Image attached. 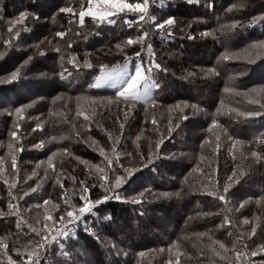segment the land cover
<instances>
[{
  "label": "trees",
  "instance_id": "1",
  "mask_svg": "<svg viewBox=\"0 0 264 264\" xmlns=\"http://www.w3.org/2000/svg\"><path fill=\"white\" fill-rule=\"evenodd\" d=\"M246 1L242 7L241 0H211L212 7H208L207 0L192 4L186 0H150L147 14L119 12L109 17L116 20L109 25L91 16L85 18L84 24L79 23L75 12L93 6L90 0H0V52L4 53L0 58V78L17 67L22 76L15 82L0 84V240L7 245L0 250V264H9L7 256L17 264H31L28 254L37 251L33 242L44 238V224H48L49 237L59 227L63 201L81 204L80 195H74L75 190H80L79 181L93 185L88 193L92 200L104 195L96 179L101 173L94 166L107 167L100 150L113 158L110 136L119 137L115 146L121 153L120 164L138 168L118 190L124 200L144 188L149 191L141 204L110 199L95 207L97 214L90 217L95 218L90 226L100 239L80 227L78 240L66 244L69 252L72 247L82 249L80 264H177V260L179 264H264V252L247 254L264 245V162L258 163L250 155L255 151L264 156V115L246 117L234 111L260 110L259 105L240 93L250 85L264 84V56L254 62H248V56L223 59L225 52L238 56L244 54L245 47L264 40V22L251 23L252 17L264 15V0ZM62 7H71L73 12H59ZM230 7L233 9L226 13ZM24 10L39 18L28 16L21 23H9ZM141 15L143 21L139 19ZM169 17L175 18L170 31L167 26L155 27ZM127 21L133 22L132 27ZM145 31L149 35L143 44L117 50L116 45L128 36ZM59 32L65 35H56ZM205 32L209 34L202 35ZM6 40L9 43L5 44ZM54 47L59 49L58 62L73 52L79 59L85 53L104 58L101 64L108 67L123 64L126 57L132 58L133 68L134 63L142 62L153 69L146 75L159 84L151 98L156 103L152 104L151 99L148 103L131 99L123 103V98L115 97L117 88H89L99 75L100 62L93 63L91 69L61 65L58 70L56 61L50 58ZM136 52L141 60L135 59ZM29 56L32 59L24 65ZM154 64L161 68L155 69ZM207 68L214 69L210 78L204 77ZM34 72L45 76L35 77ZM48 79L47 87L44 84ZM39 83L46 89L41 91L36 86ZM225 88L233 91L225 92ZM60 94V99H54ZM106 95L116 98L110 106L96 110L100 106L89 104L88 96ZM185 101L188 107H184ZM177 103L183 111H170L169 106ZM192 104L197 105L196 110ZM24 105L31 106L20 114L14 112ZM78 111L86 112L87 119L77 115ZM183 116L189 118L185 120ZM214 118L219 123L210 129ZM83 125L87 129L82 132ZM12 131L17 132L15 137ZM89 137L94 138L93 143L87 141ZM41 142L42 148L36 147ZM149 149L155 158L140 167L146 164ZM53 152L57 155L49 165L47 159ZM124 152L131 156H124ZM234 170L239 182L224 193L223 187ZM117 174L124 175L123 169L118 168ZM108 175L111 178V173ZM56 177H60L59 181ZM162 192L170 195L162 197ZM219 195H225L226 200H219ZM45 200H49L48 205ZM153 201L158 202L151 207ZM151 211L167 216L166 228L148 219ZM109 215L111 218L105 220ZM254 224L255 235H248ZM105 240L110 242L107 246ZM59 241L46 246L49 255L40 249L33 259L39 258V264H63L66 258L59 254ZM125 247L129 248L126 252ZM238 252L244 255L238 257ZM220 253L221 257L216 255Z\"/></svg>",
  "mask_w": 264,
  "mask_h": 264
},
{
  "label": "snow or ice",
  "instance_id": "2",
  "mask_svg": "<svg viewBox=\"0 0 264 264\" xmlns=\"http://www.w3.org/2000/svg\"><path fill=\"white\" fill-rule=\"evenodd\" d=\"M187 3L192 4V3H198L199 0H186ZM90 3L93 5H96V7L89 6L87 7L86 11H80L79 12V23L84 24V18L86 16H91L93 18H97V22H105L109 25L115 24L116 20L109 18L112 15L111 11L104 10V7L108 9H114L116 12H124L126 9L129 11L133 12H139V13H144L147 14L148 12V0H144V3H128L126 0H90ZM103 5L104 7H101ZM208 7H212V2L211 0H207V5ZM241 6H243V0H241ZM234 7V6H233ZM231 10V7L230 9ZM59 12H64V13H72L73 8L71 7H62L58 10ZM3 13V7L0 5V15ZM28 16H33L34 18L38 19L39 17L36 16L35 13H30L27 10L19 12V15L13 20L10 21V24H18L23 22ZM141 21L144 19V15H141L139 17ZM152 20H155V17H151ZM257 22H264V15H258L255 17L251 18V23L255 24ZM128 26L132 27L133 22L127 21ZM175 24V18L174 17H169L166 20H163L160 23H156L155 27L157 29H164L165 26L168 27L169 31L171 27ZM138 28H142V25H138ZM11 33V28L9 29ZM209 33L205 32L202 33V35H208ZM15 35L18 37L20 35L19 31L15 33ZM56 35L63 37L65 35L64 32H59ZM149 33L148 32H143L142 35H137L135 37L133 36H128L125 41L122 43H118L116 45L117 50L123 51L124 47L126 46H131L133 44H143L144 40L146 37H148ZM191 38V37H190ZM9 43L7 40L5 41V44ZM36 48H40V45L37 44ZM249 48L252 49V54H250L248 62H254L258 57L264 56V40L254 42L253 44L249 45ZM149 49L151 50V46H149ZM56 51H59V49H56ZM42 54V53H41ZM4 53L0 52V58H2ZM135 59L136 60H141V55L139 52L134 53ZM238 56L235 55H230L227 52L223 54V59L224 60H231V59H236ZM32 59L31 56L28 57L27 60L24 61V65H27L29 61ZM61 63H63V58L61 59ZM72 63L75 65L76 68H80L81 65L76 62V60L73 58ZM132 63V58L131 57H126L124 60L123 64H116L112 67H108L105 64H100L98 67L100 69L99 75L95 76L94 78V83H91L88 85L89 88H101L105 85L110 86L111 88H117L119 87V91L117 93V98H123L122 102L127 103L129 99L136 101V100H143L146 103L150 101V98L152 97V92L150 91L151 87H159V84H157L154 81H151V76L146 75V72H151L153 69L152 68H146L142 63H134V72L130 70V64ZM23 67V65L21 66ZM84 67L85 68H93V64L85 59L84 61ZM153 67L155 69H160L161 65L160 64H154ZM166 71V69H164ZM214 71V69L210 70ZM45 75V74H41ZM62 78L64 77V73L61 72L59 74ZM191 75V73L189 74ZM21 68L17 67L15 70L11 71L10 74H7L3 78H0V84L2 83H12L15 82L19 79H21ZM143 81V88H139L138 85ZM233 90L230 88H225V92H232ZM253 94L258 95L260 98H253ZM240 95L247 96L250 100V103L259 105L260 110L257 111H247L240 113L239 109H236L237 113L242 116L246 117H255L259 115H264V103H261V99H264V85H259V86H254L252 88L247 89L245 92L240 93ZM63 96V94L58 95L54 99H60ZM89 99H95L99 101H104V102H111L112 97H98V98H89ZM152 104H155L156 101L155 99H151L150 101ZM35 103V101H33ZM184 107H188L187 102H182ZM223 101H221V104ZM31 105H24L22 107H17L14 109V112L16 114H20L23 109L30 107ZM193 110L197 109V105L192 104L191 105ZM173 108H179L180 111H183V108L180 107V103H177L176 105H170L169 110L171 111ZM220 109H217V112H219ZM92 114H95V109H92ZM77 115L79 116H85L87 119L88 114L84 111H78ZM128 113L125 112L124 114V120H127ZM188 116H183L182 119H188ZM153 123L155 124L156 121L153 119ZM219 121L216 120L215 118L212 119L211 121V127H214L218 125ZM178 126V125H177ZM14 127L18 128L19 124H15ZM37 127H40L38 124ZM123 123H121L120 128L123 130ZM172 127H169V135H171L172 132ZM11 135L15 137L17 135L16 131H12ZM79 135V133H77ZM264 135V134H262ZM110 139L113 140V146H112V157L109 158L108 156L105 155L103 150H100V155L104 156V161L106 163V168H101L99 165H95L94 167L97 169L99 173H101L100 176H97V183L100 188L104 189V195L100 198L95 199L94 201L90 198L88 195L90 188L93 187V185H85L84 181H79L80 184V190L79 194L81 196V199L83 200V203L81 206H79L78 210L76 208V205L71 204L69 200H64V215L62 217H59V222H60V227H58L55 231V235L53 236H47L45 235L42 240L39 241H34L33 243L35 244V249L37 251H33L32 253L28 254V260L31 261V264H39V258L33 259L34 256L38 257V250L40 249H45V254L49 255L47 253L46 246L50 244L52 241H57L60 239L59 243V249L60 252L59 254L62 257H65L66 259L63 260V264H80V259L79 257L83 255V251L80 248L72 247L71 252L66 250V244H69L70 240H78L77 236V229L80 227H83V230L88 232L89 234L93 235L94 238L99 240L100 238L96 235V232L93 231L91 228L90 224L86 221V214H94V208L100 204H103L107 202L108 200H119L122 202H129L131 201L132 203L135 204H141L143 201L141 198L144 197L145 193L149 191L148 188H144L142 191L136 193L135 196L128 197L127 200H124L123 195L119 189L122 188V185L126 182V180L133 174L135 173L138 168H129V167H124V165L120 164V156L121 153L116 150V142L118 141L119 137H111ZM220 139L219 135H216V141L218 142ZM136 140H140V136L136 137ZM163 140L160 141L162 143ZM241 143L240 141H236V144ZM261 143H264V141H261ZM43 142H41V145H37L36 147H42ZM160 144L158 143L156 145V148L159 149ZM217 147H219V144L217 143ZM64 151H67L65 149ZM57 155L56 152H53L51 156L48 157L47 163L49 165L52 164L53 157ZM124 156H131V153L124 152ZM250 155L255 158L256 162H264V156L260 155L259 153L253 151L250 153ZM155 158L154 153L149 149L148 153V160L146 164H141L140 167H144L148 164H151L153 162V159ZM79 160L80 158L77 157ZM13 160H15V156H13ZM140 160H144L143 154H140ZM43 163V162H41ZM85 164H87V161H84ZM115 164V166H113ZM39 167V165H37ZM122 168L124 175H118L117 174V169ZM197 171L199 170V167L196 169ZM108 173H111V178L109 177ZM33 175H36V173H33ZM47 175V172L45 173ZM90 175H95V173H90ZM56 179L59 181L60 177H56ZM73 182L76 181L75 177H70ZM209 179H211V175H209ZM105 182H107V187L105 185ZM239 182V176L237 175V171H233V175L228 178V183H226L223 187V192L227 193L229 188L232 186L233 183H238ZM40 185H37V188H39ZM32 191H36V189H32ZM110 193V194H109ZM28 193H25L27 195ZM162 197H167L170 195L168 192H162L159 194ZM178 195V193H177ZM212 195H216L215 192L212 193ZM219 200L225 201L226 197L225 195H219ZM261 200H264V196L261 197ZM45 205L49 204V200L44 201ZM243 206V202L241 204ZM71 209V210H69ZM47 210V209H46ZM109 216H105L104 219L108 220L110 219ZM48 220H51L52 218L49 216L47 217ZM84 220L85 222L81 225L79 222ZM230 223V221H228ZM245 223H248L247 220L244 221ZM44 228H48V224H44ZM33 232L36 231L35 228L32 229ZM256 232V225L254 224L251 228V232L248 235H255ZM103 243L107 246L110 242L109 241H103ZM113 248H115V245H112ZM7 245H0V250L6 249ZM19 252V249H17ZM264 252V245H258L255 251H251L247 254L249 255H255L256 252ZM117 254L119 255V251H117ZM140 255H143L141 253ZM238 257L244 255L243 253H237L236 254ZM7 260L9 261V264H17L15 260L11 256H7ZM169 264H171V261H169ZM177 264H179V261L177 260Z\"/></svg>",
  "mask_w": 264,
  "mask_h": 264
},
{
  "label": "rangeland",
  "instance_id": "3",
  "mask_svg": "<svg viewBox=\"0 0 264 264\" xmlns=\"http://www.w3.org/2000/svg\"><path fill=\"white\" fill-rule=\"evenodd\" d=\"M126 2H128V3H130V0L128 1V0H126ZM245 2H248V1H246L245 0ZM131 3H144V0H142L141 2H139V1H132ZM150 4V0H148V5ZM151 5V4H150ZM241 6V5H240ZM92 7H96V5H93ZM101 7H104L103 5H101ZM243 7V6H242ZM241 7V8H242ZM234 8V7H233ZM233 8H231V10L233 9ZM230 8H227L226 10V13H228V12H230L231 10H229ZM87 10V8L86 9H80V10H78V11H76L75 13H77V15H78V18H79V12L80 11H86ZM104 10H108V11H111L112 12V15L111 16H113V15H115L116 13L118 14V12H116L114 9H108V8H106V7H104ZM125 11H129V10H125ZM110 16V17H111ZM87 17V16H86ZM85 17V18H86ZM85 18H84V20H85ZM78 21H79V19H78ZM151 29V28H150ZM135 44H133V45H131V47L132 46H134ZM56 47H54V49L53 48H51L50 49V54H51V56H50V58H52V60L51 61H56V64H58V66H55V67H57V68H59L58 70H61V65H66V67H69L70 69H73V68H76L75 67V65L72 63V59L74 58L75 60H76V62L77 63H79L81 66H84V61H85V59H87V60H89L92 64L93 63H99L100 62V64L101 63H105V61H106V59H104V58H98V57H93L92 55H88L87 53H85V54H87V55H85V54H81L82 56H80V57H82V59H79V58H77V52H76V54H74V52H73V54H70V55H68L66 58H64V60H63V63H61V59H60V61L58 62V59L56 58V56H58V55H56L57 53H56ZM65 51H66V49H64ZM244 51H243V53L244 54H241V55H239L240 53H238V57H240V58H243V59H247L248 57H250V54H252V49H250L249 47H245L244 49H243ZM248 56V57H247ZM58 58H59V56H58ZM95 58H97V60H98V62H96L95 61ZM142 63V62H141ZM143 64V63H142ZM114 66V65H113ZM145 66V65H144ZM146 67V66H145ZM201 69V68H200ZM203 69H206V68H203ZM130 70L131 71H133L134 72V68L132 67V65L130 64ZM175 72H176V70L175 69H173ZM207 72H206V76H204V77H209L210 78V76L213 74V71H210V70H212V69H209V68H207ZM178 73L179 74H181V72L180 71H178ZM178 73L176 74L177 76H178ZM34 75H35V77L37 76V77H42L41 76V74H39V73H33ZM45 76V75H44ZM50 79H48L47 80V82H46V84H44V86H50V81H49ZM151 81H154V80H152V78H151ZM261 85H264V84H261ZM36 86H38L39 88H40V90L42 91V90H45L46 88H41V86H40V83L38 84V85H36ZM110 87V86H108V85H105V86H103V87ZM254 86H259V84H254V85H250V88H252V87H254ZM119 87L120 86H118L117 87V89H118V91H119ZM138 87L139 88H143V81H141V83L138 85ZM22 88V87H21ZM155 88L156 87H151L150 88V91L152 92V96L154 95V92H155ZM117 96V94H115V97ZM99 96H92V97H90V96H88V101H89V104L91 105V106H94V107H96V106H100V107H96L95 109L96 110H99V109H101V107H104V108H106V106H110L113 102V100L114 99H116L115 97H113L112 96V101L111 102H104V101H99V100H95V99H89V98H98ZM104 97H111V96H108V95H106V96H104ZM152 98V97H151ZM150 98V99H151ZM245 99H249L247 96H245L244 97ZM253 98H260L258 95H256V94H253ZM77 99H81V97H77L76 98V100ZM262 100V102H264V99H261ZM143 101V100H142ZM81 102V101H80ZM143 102H145V101H143ZM114 104H115V102H114ZM83 127H84V129L83 130H81L82 132L83 131H85L86 129H87V127H85L84 125H83ZM91 136V135H90ZM89 139H90V137H89ZM87 140L89 143H93V141H94V138H92V139H90V140ZM37 145H41V144H37ZM36 145V146H37ZM42 148V147H41ZM107 155V154H106ZM74 195L75 196H78V195H80L79 194V192L78 191H76L75 190V193H74ZM150 195V193L148 194V196ZM79 198H81V196L79 197ZM92 199V198H91ZM94 201V200H93ZM156 203V202H158V201H153V202H151V204H149L151 207H153L152 205H153V203ZM82 203H83V200L81 199V204H75L77 207V210H78V208H79V206H81L82 205ZM155 205V204H154ZM156 208V207H155ZM155 212H149V215L150 216H148V219L150 220V221H154V220H156L155 221V223L157 224L156 226H161V227H164V228H166V226H167V222L168 221H164V220H166L165 218L167 217L166 215H164V213L163 212H159V214L157 213L156 215H159V217H157L155 214H154ZM95 214H97V212H96V209L94 208V214H86V221L89 223V224H91V221H94V219H91L90 217H92L93 215H95ZM153 214V215H152ZM147 215H148V213H147ZM44 217H47V215H44ZM84 221V220H83ZM85 222V221H84ZM154 223V224H155ZM81 225H82V222L80 223ZM148 224V223H147ZM153 224V225H154ZM59 227H60V223H59ZM92 228V227H91ZM56 231V230H55ZM55 231H54V233H53V235H55ZM93 231H94V229H93ZM43 235L45 236V235H47L48 236V231H46V229L45 230H43ZM52 235V236H53ZM58 240H60V239H58ZM61 241H59V243H60ZM4 243H5V240H3V239H1L0 240V245H4ZM59 245V244H58ZM129 248H127V247H125L124 248V251L126 252L127 250H128ZM67 250V249H66ZM43 255H45V254H43ZM216 255H219L220 257H221V253L220 254H216Z\"/></svg>",
  "mask_w": 264,
  "mask_h": 264
}]
</instances>
